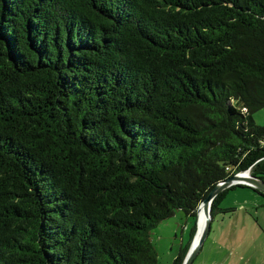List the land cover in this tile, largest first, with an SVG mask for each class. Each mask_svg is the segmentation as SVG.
Instances as JSON below:
<instances>
[{
  "label": "trees",
  "instance_id": "trees-1",
  "mask_svg": "<svg viewBox=\"0 0 264 264\" xmlns=\"http://www.w3.org/2000/svg\"><path fill=\"white\" fill-rule=\"evenodd\" d=\"M262 108L264 0H0V264H157L177 211L182 264Z\"/></svg>",
  "mask_w": 264,
  "mask_h": 264
},
{
  "label": "crops",
  "instance_id": "crops-1",
  "mask_svg": "<svg viewBox=\"0 0 264 264\" xmlns=\"http://www.w3.org/2000/svg\"><path fill=\"white\" fill-rule=\"evenodd\" d=\"M237 189L239 188H236L235 191H238L237 193L239 194L242 193V196L235 197H243V205L239 207H230L227 205L221 207L220 205L221 209L231 211L217 215L219 216V218H215L217 216L213 218L211 222L210 233L200 247V250L197 254L198 256L204 253L205 258L202 264H235L238 261H240L239 264H257L255 261H253L254 256L250 252V247L252 246V242H254L256 238H258V231L264 233V216H259L257 217V219H255V221H253V216L249 212V207H252L255 210H260L261 208L264 209V198L251 189ZM247 191H251L253 195H257L260 199L257 196L255 198L252 197L251 194H247ZM239 208H243V214H238ZM215 222H217L216 228L213 229V224ZM186 245H184V247ZM184 247L181 243L179 251L177 255L172 259V262ZM220 252L225 257L218 259ZM261 254V258L264 259V248Z\"/></svg>",
  "mask_w": 264,
  "mask_h": 264
},
{
  "label": "rangeland",
  "instance_id": "rangeland-1",
  "mask_svg": "<svg viewBox=\"0 0 264 264\" xmlns=\"http://www.w3.org/2000/svg\"><path fill=\"white\" fill-rule=\"evenodd\" d=\"M253 121L256 125L262 126L264 125V108L257 111L252 116ZM231 190L227 193V196L225 197L224 201L221 204L222 206H230V207H239L243 205V197H235V196H242V193H237L238 191ZM237 190H240L237 189ZM244 192V191H243ZM247 194H251L252 197H255L257 195H253V193L250 191L246 192ZM237 194V195H236ZM239 194V195H238ZM250 196V195H249ZM251 197V198H252ZM258 197V196H257ZM241 198V199H240ZM259 198V197H258ZM260 199V198H259ZM241 210V211H240ZM243 208H239L238 214H243ZM249 212L252 214V220L255 221L257 217L264 216V209L255 210L252 207H249ZM219 218V216L215 217ZM261 219V218H260ZM219 220V219H216ZM216 223L213 224V229L216 228ZM193 225V220L191 218L185 217L183 213L180 211L175 212L174 216H172L169 219H166L159 223L157 227L151 230L150 232V241L153 244L156 253H157V264H171L172 259L177 255L179 248L181 246V243L184 247L189 241V233L191 230V227ZM186 227V229H185ZM207 248V244H206ZM264 248V233L261 231H258V238L252 242V246L250 247V252L253 254L254 259L257 264H264V259L261 258V253ZM261 254V255H260ZM225 256L221 254L218 257L224 258ZM205 258L204 253L198 255L196 259L194 260L193 264H202L203 260ZM240 261L236 262L239 264ZM235 263V264H236Z\"/></svg>",
  "mask_w": 264,
  "mask_h": 264
},
{
  "label": "water",
  "instance_id": "water-1",
  "mask_svg": "<svg viewBox=\"0 0 264 264\" xmlns=\"http://www.w3.org/2000/svg\"><path fill=\"white\" fill-rule=\"evenodd\" d=\"M233 186H247L255 189L264 196V182L255 179L249 175L248 172L236 174L226 181L219 183L203 200L196 210V233L192 239L188 252L182 262V264H192L197 256L200 247L208 237L211 230V203L213 199L222 191ZM241 188V187H238ZM203 213L205 219L202 227H199V215ZM197 240V241H196Z\"/></svg>",
  "mask_w": 264,
  "mask_h": 264
},
{
  "label": "bare ground",
  "instance_id": "bare-ground-1",
  "mask_svg": "<svg viewBox=\"0 0 264 264\" xmlns=\"http://www.w3.org/2000/svg\"><path fill=\"white\" fill-rule=\"evenodd\" d=\"M204 219H205V217H204L203 213L200 212V215H199V227H200V228H201L202 225H203ZM196 241H197V240H196Z\"/></svg>",
  "mask_w": 264,
  "mask_h": 264
}]
</instances>
